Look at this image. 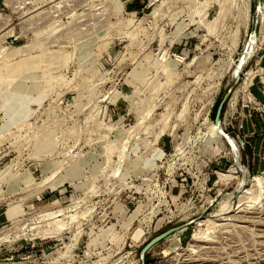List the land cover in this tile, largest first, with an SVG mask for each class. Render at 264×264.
<instances>
[{"label": "rangeland", "instance_id": "obj_1", "mask_svg": "<svg viewBox=\"0 0 264 264\" xmlns=\"http://www.w3.org/2000/svg\"><path fill=\"white\" fill-rule=\"evenodd\" d=\"M199 217L146 264H264V0H0V264H141Z\"/></svg>", "mask_w": 264, "mask_h": 264}, {"label": "water", "instance_id": "obj_2", "mask_svg": "<svg viewBox=\"0 0 264 264\" xmlns=\"http://www.w3.org/2000/svg\"><path fill=\"white\" fill-rule=\"evenodd\" d=\"M253 37V35H252ZM251 37V39H252ZM247 50V48H246ZM245 50V52H246ZM244 52V53H245ZM244 56V54H243ZM242 56V57H243ZM241 57V59H242ZM241 59H240V62L237 66V69H236V75L239 74L242 66L244 65V62L241 63ZM229 94H230V91L227 92L224 97L221 99L219 105H218V108H217V111H216V114H215V118H214V124L215 126L220 130V134L227 140L230 142V139H229V134L225 131L223 125H222V114H223V109H224V105H225V102L227 101L228 97H229ZM248 169H249V166H248ZM236 195V194H235ZM199 218H196V219H193L189 222H186L184 224H181V225H177V226H174V227H171L163 232H161L160 234L156 235L155 237H153L150 241H148L141 249V252H140V260H141V264H146V254L147 252L153 247L155 246L156 244H158L159 242H161L162 240L168 238L170 235H172L173 233L179 231V230H182L184 229L185 227H187L188 225L198 221Z\"/></svg>", "mask_w": 264, "mask_h": 264}, {"label": "bare ground", "instance_id": "obj_3", "mask_svg": "<svg viewBox=\"0 0 264 264\" xmlns=\"http://www.w3.org/2000/svg\"><path fill=\"white\" fill-rule=\"evenodd\" d=\"M253 39H254V36L252 37V39L250 40V42L253 41ZM245 53H246V52H245ZM245 53H244V54H245ZM242 58H243V59L241 60V63H242V62L245 63L244 56H243ZM213 124H214V121H213ZM214 127H215L216 129H218V128L215 126V124H214ZM218 130H219V129H218ZM219 131H220V130H219ZM221 136H222V135H221ZM222 137H223V136H222ZM223 138H224V137H223ZM224 139H225V138H224ZM229 139H230V136H229ZM228 142H229V141H228ZM247 177H248V175L246 174V178H247ZM62 223H63V222H62ZM60 226H61V225H60ZM58 227H59V226H58ZM61 227H63V226H61ZM61 227H60V228H61ZM54 228H55V227H54ZM56 228H57V227H56ZM56 228H55V231H57ZM52 230H53V229H52ZM52 230H51V231H52ZM58 230H59V229H58ZM182 230H183V229H182ZM182 230H179V231H182ZM53 231H54V230H53ZM179 231H177V232H179ZM177 232H175V233H177ZM50 233H51V232H50ZM58 233H59V232H58ZM175 233H173L172 235H174ZM52 234H53V232H52ZM1 235H2V234H1ZM172 235H170V236H172ZM170 236H169V237H170ZM169 237H168V238H169ZM196 237H197V236H196ZM8 240H9V239H8Z\"/></svg>", "mask_w": 264, "mask_h": 264}, {"label": "trees", "instance_id": "obj_4", "mask_svg": "<svg viewBox=\"0 0 264 264\" xmlns=\"http://www.w3.org/2000/svg\"><path fill=\"white\" fill-rule=\"evenodd\" d=\"M134 3H135V2H134ZM254 95L257 96L255 93H254ZM218 104H219V103H217V107H218ZM217 107H216V109H215V112H216V110H217ZM215 112H214V114H215Z\"/></svg>", "mask_w": 264, "mask_h": 264}]
</instances>
